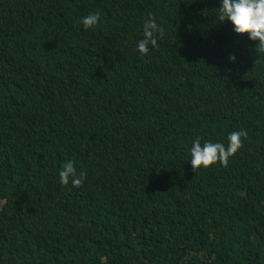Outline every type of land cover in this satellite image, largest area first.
<instances>
[{
    "label": "trees",
    "instance_id": "obj_1",
    "mask_svg": "<svg viewBox=\"0 0 264 264\" xmlns=\"http://www.w3.org/2000/svg\"><path fill=\"white\" fill-rule=\"evenodd\" d=\"M219 7L0 0V264H264V51ZM149 17L164 35L141 55ZM240 130L192 169L194 137Z\"/></svg>",
    "mask_w": 264,
    "mask_h": 264
},
{
    "label": "clouds",
    "instance_id": "obj_2",
    "mask_svg": "<svg viewBox=\"0 0 264 264\" xmlns=\"http://www.w3.org/2000/svg\"><path fill=\"white\" fill-rule=\"evenodd\" d=\"M220 22L230 21L233 31L238 35L247 34L250 41H258L256 48L264 51V0H220L218 8ZM101 22L99 12L89 13L82 19L86 29L94 28ZM164 29L149 17L143 25V38L136 44V51L147 55L150 47L157 45L158 38H162ZM230 61L236 56L230 55ZM247 133L243 130L230 132L227 143L211 140L203 141L201 137H194L190 147V163L192 169L197 171L201 167L207 168L217 162L226 165L228 160L242 147V139ZM87 178V172L78 170L75 162L68 160L61 165L59 182L61 185L71 183L73 187L81 186Z\"/></svg>",
    "mask_w": 264,
    "mask_h": 264
}]
</instances>
